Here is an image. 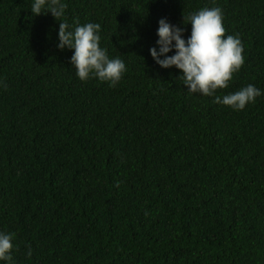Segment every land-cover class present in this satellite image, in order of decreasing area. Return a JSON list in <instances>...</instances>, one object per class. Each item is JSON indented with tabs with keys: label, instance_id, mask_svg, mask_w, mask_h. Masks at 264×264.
Masks as SVG:
<instances>
[{
	"label": "trees",
	"instance_id": "1",
	"mask_svg": "<svg viewBox=\"0 0 264 264\" xmlns=\"http://www.w3.org/2000/svg\"><path fill=\"white\" fill-rule=\"evenodd\" d=\"M64 2L62 19L99 23L126 71L115 87L81 81L55 17L0 0V232L14 264H264V95L235 111L150 54L160 19L187 39L184 15L220 7L244 64L216 95L264 92V0Z\"/></svg>",
	"mask_w": 264,
	"mask_h": 264
},
{
	"label": "clouds",
	"instance_id": "2",
	"mask_svg": "<svg viewBox=\"0 0 264 264\" xmlns=\"http://www.w3.org/2000/svg\"><path fill=\"white\" fill-rule=\"evenodd\" d=\"M67 5L64 0H32L33 16L49 12L59 22L58 48L74 50L71 64L81 81L96 78L115 87L126 71L125 62L110 58L108 50L101 47L99 23L69 25L62 18ZM183 23L191 25V34L185 39V29L171 24L166 18L159 20L157 47L150 49L155 62L164 69L175 67L182 73L179 79L190 93L214 96V102L242 111L257 97L264 95L249 84L235 93L216 95L225 89L233 74L244 64V47L239 35H226L220 7H205L184 15ZM169 55V53H173ZM14 234L0 232V262L14 264ZM28 255H31L29 250Z\"/></svg>",
	"mask_w": 264,
	"mask_h": 264
}]
</instances>
